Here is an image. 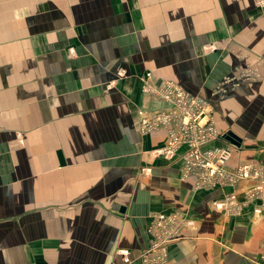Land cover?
<instances>
[{
    "label": "crops",
    "instance_id": "obj_1",
    "mask_svg": "<svg viewBox=\"0 0 264 264\" xmlns=\"http://www.w3.org/2000/svg\"><path fill=\"white\" fill-rule=\"evenodd\" d=\"M262 34L264 0H0V264H127L119 249L142 264L151 215L172 210L196 229L168 264H262V201L238 216L211 206L251 182L196 188L182 160L151 154L165 134L139 128V110L163 107L142 91L149 71L210 102L228 166L264 169L254 94L212 91L228 47Z\"/></svg>",
    "mask_w": 264,
    "mask_h": 264
},
{
    "label": "built area",
    "instance_id": "obj_2",
    "mask_svg": "<svg viewBox=\"0 0 264 264\" xmlns=\"http://www.w3.org/2000/svg\"><path fill=\"white\" fill-rule=\"evenodd\" d=\"M142 84L146 97L163 103V107L154 111L139 110L142 134L163 132L166 136L164 145L152 150L151 154L182 160L183 177L193 179L199 189L233 187L250 181L243 199L233 191L213 200L211 206L226 216H238L251 202L261 200L262 206L254 210L259 214L264 207V169L250 162L230 167L227 163L230 150L210 147L216 139L226 136L216 127L212 106L172 80L154 83L149 71L144 73ZM195 229V221L179 210L153 213L148 226V246L139 254L141 263L168 264L169 244L187 238L186 230ZM117 254L127 264L132 260L127 249H119Z\"/></svg>",
    "mask_w": 264,
    "mask_h": 264
},
{
    "label": "rangeland",
    "instance_id": "obj_3",
    "mask_svg": "<svg viewBox=\"0 0 264 264\" xmlns=\"http://www.w3.org/2000/svg\"><path fill=\"white\" fill-rule=\"evenodd\" d=\"M261 36L263 37L243 40V48L241 50H237L231 46L228 47L229 43L234 41L228 40L227 47L234 54L231 69L226 72L224 76H222L220 81H218L217 86L212 89V91L214 92L215 89H217L218 91L222 92V90H226V88L229 89V91L235 89V91H237L239 95H233L232 97L235 98L236 101L239 99L242 101L246 92L249 95L254 94V98H251V96H249L251 105H249V108H247L246 112H252L253 114H256V112H258V116L262 117L261 122L264 123V95L261 94V92H264V87L262 88V84L260 86L262 79L258 74V71H264V58L262 57L261 53H258V55H256L255 52L251 50L252 48L255 49V51L258 50L260 52L264 50V34H262ZM214 48H217V46L213 44L211 46H206L205 49L212 50ZM227 79L230 80L228 83L225 82ZM161 82L163 81H159L157 83L160 84ZM198 97L208 102L206 98L202 96ZM147 99L152 100V98L149 97H147ZM208 103L209 105H211L210 102ZM144 173L146 175H149L150 168L147 167ZM263 263L264 260H262V264Z\"/></svg>",
    "mask_w": 264,
    "mask_h": 264
}]
</instances>
